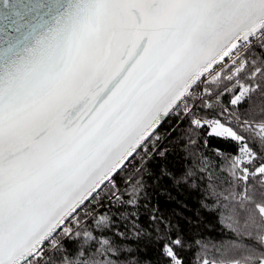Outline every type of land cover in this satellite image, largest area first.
I'll list each match as a JSON object with an SVG mask.
<instances>
[{"label": "snow or ice", "instance_id": "snow-or-ice-1", "mask_svg": "<svg viewBox=\"0 0 264 264\" xmlns=\"http://www.w3.org/2000/svg\"><path fill=\"white\" fill-rule=\"evenodd\" d=\"M257 97L264 0H0V264H264Z\"/></svg>", "mask_w": 264, "mask_h": 264}, {"label": "trees", "instance_id": "trees-1", "mask_svg": "<svg viewBox=\"0 0 264 264\" xmlns=\"http://www.w3.org/2000/svg\"><path fill=\"white\" fill-rule=\"evenodd\" d=\"M253 103L255 108L258 110L261 106H264V99L257 97ZM167 130L166 122L165 127L161 128V134H165ZM177 135H179V133H177ZM173 139H175V137H173ZM219 168L224 172V177H221V181H223V179L228 176L227 166L226 164L221 163ZM216 174L219 175V172ZM99 211H101V214H103L104 209ZM202 231L204 232L205 236L208 237L213 243H218L220 240H228L230 238L227 230L220 223V217L218 213L206 216L202 224Z\"/></svg>", "mask_w": 264, "mask_h": 264}]
</instances>
